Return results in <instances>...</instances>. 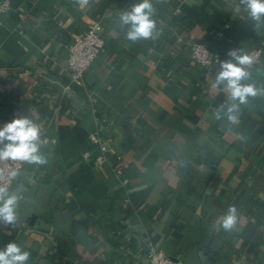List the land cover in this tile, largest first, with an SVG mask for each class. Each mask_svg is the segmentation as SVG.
Returning <instances> with one entry per match:
<instances>
[{
    "label": "crops",
    "instance_id": "obj_1",
    "mask_svg": "<svg viewBox=\"0 0 264 264\" xmlns=\"http://www.w3.org/2000/svg\"><path fill=\"white\" fill-rule=\"evenodd\" d=\"M8 1L0 124L35 120L48 163H26L8 190L19 219L0 229V247L17 243L29 264H149L151 249L180 264H264V94L232 122L227 89L214 85L228 50L264 46V21L241 0H152L160 34L132 42L119 14L138 0ZM99 17L104 49L88 88H72L71 33ZM192 42L219 61L202 67ZM244 68L243 83L264 90V60ZM94 131L108 144L100 163ZM229 206L238 222L225 231Z\"/></svg>",
    "mask_w": 264,
    "mask_h": 264
},
{
    "label": "clouds",
    "instance_id": "obj_2",
    "mask_svg": "<svg viewBox=\"0 0 264 264\" xmlns=\"http://www.w3.org/2000/svg\"><path fill=\"white\" fill-rule=\"evenodd\" d=\"M88 0H75L79 5ZM245 11L252 21L259 25L264 21V0H241ZM155 9L152 0H138L130 9L119 14L121 28L127 26L126 38L132 42L140 39H152L160 34L153 16ZM226 59L220 62V71L215 75L214 85H224L232 102L227 108L228 118L235 122L233 115L239 110V105L247 104L248 97L264 94V90L257 89L253 84L243 83L249 73L243 66L251 65L253 60L248 54H241L237 50H228ZM238 102V103H237ZM42 132L40 125L29 116H15L10 121L0 124V161L27 162L44 165L48 163L41 154ZM15 177L17 172L12 171ZM18 197L10 194L8 189L0 187V229L15 226L18 222ZM238 222L237 209L229 206L221 219V226L225 231L232 230ZM31 253L22 249L13 241L0 247V264H29Z\"/></svg>",
    "mask_w": 264,
    "mask_h": 264
},
{
    "label": "built area",
    "instance_id": "obj_3",
    "mask_svg": "<svg viewBox=\"0 0 264 264\" xmlns=\"http://www.w3.org/2000/svg\"><path fill=\"white\" fill-rule=\"evenodd\" d=\"M9 10V1L2 0L0 2V12H7ZM174 13L178 14V10L175 9ZM104 29L103 20L99 17L91 18L82 31H74L71 33V42L68 45L67 67L69 70V84L72 88L75 87L83 91L88 88L85 80V73L91 62L95 61L104 49ZM176 41L184 43L180 37H178ZM190 45L192 59L202 65V67L210 68L219 61V54L211 52L204 44L192 42ZM247 54L252 57L253 62L251 65H245L244 67L262 64L264 60V46H255ZM69 84H67V87H70ZM89 139L96 144L97 148L101 151V153L95 157V161L98 163L103 162L105 158L104 154L108 150V144L98 136V132L96 131L89 134ZM85 155H87V153ZM26 163L27 162L0 161V187H5L9 190ZM13 170L17 172L15 177L11 175ZM124 183H126V180H124ZM19 197L21 199L23 198L22 195ZM147 258L149 264H180L160 250L151 249L147 253Z\"/></svg>",
    "mask_w": 264,
    "mask_h": 264
}]
</instances>
